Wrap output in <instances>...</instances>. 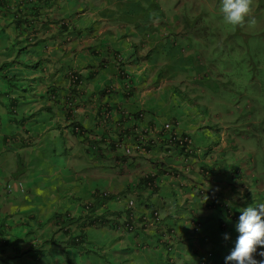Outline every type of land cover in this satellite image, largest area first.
Returning <instances> with one entry per match:
<instances>
[{"label": "clouds", "instance_id": "1", "mask_svg": "<svg viewBox=\"0 0 264 264\" xmlns=\"http://www.w3.org/2000/svg\"><path fill=\"white\" fill-rule=\"evenodd\" d=\"M31 1L0 0V264H148V250L154 253L151 257L159 256L160 264H177L171 254L178 237L187 244L195 242V252L207 258L223 257V251L216 253L217 227L213 222L205 221L203 226L199 221L191 230L183 228V236L177 230L182 214L174 217L175 212L186 210L193 216L199 209L187 205L191 201L187 194L186 205L181 206L177 203L179 195L173 200L163 190L166 185L170 189L197 187L199 192L192 200L223 214L229 222L222 221V229L238 231L234 243L232 237L224 235L228 242L225 264H264V203L250 195L249 206L235 208V212L227 203H233L229 199L230 186H239L241 180L247 183L248 177L255 183L248 184V188L247 184L244 186L247 194L252 187L256 194L263 193L254 173L258 170L262 174L259 179L263 181L264 167L260 164L264 165V156L259 163L245 157L239 165V160L233 161L230 154L227 159L228 153L235 155L238 139L226 142L225 134L221 133L219 142H211L212 149L194 141L200 130L203 135L211 136L212 128H217L208 114L209 107L214 105L206 99L209 93L206 88L216 83L224 93L226 91L220 78L209 81L211 72H206L205 64L212 56H206L207 49L212 47L215 56L228 59V55L223 54L224 48L232 52L233 44L236 45L234 56L229 59L236 73L235 82L240 79L251 82L243 99L244 105H248L244 122L256 126V139L264 140V109L258 110L251 104L259 94L264 68L255 65L261 62L258 59L252 64L255 58L247 53L249 39L242 38L237 28L244 26L246 20L250 26L256 24L255 18H247L251 11L253 16L261 14L264 0H257L254 9L253 0H220L219 9L215 0L213 9L221 12L222 16L218 15L226 27L236 28V34L218 37L216 25L210 23L206 31L216 34L210 45L194 39L191 43L185 40V45H181L172 37L173 48L161 51L160 46L169 41L162 39L166 35L154 37L153 31L148 39L142 35L131 41L124 35L114 39L116 47L109 44L106 51L96 54V59L91 55L77 67L76 55L72 56V52L80 49L89 30L80 27V23L94 11L92 5L96 7V3L99 5L104 0H93L90 8L89 0H36L39 3L36 6L25 7ZM105 2L108 4V0ZM125 3L129 1L123 0L122 4ZM119 4L115 2L114 6ZM163 20L166 19L161 17V21L155 19L152 23L159 24ZM118 25L121 29L125 27ZM145 40H148L149 56L144 53ZM109 52L115 56L111 57ZM154 54H163L165 66L189 65V73L194 72L190 77L174 80L160 71L161 83H151L148 79L147 84L146 78V86H151L147 87L148 104L164 105L163 119L148 114L146 102L142 101V86L131 82L134 74L131 66L148 76L151 65L144 62L152 61ZM169 55H173V60L165 59ZM60 58L63 61H59ZM95 79V85L99 84L98 93L92 89L91 81ZM178 85L181 87L174 91ZM214 88L218 91L217 85ZM168 89H172L174 95L168 94ZM133 95L139 98L131 99ZM257 97L261 99L263 95ZM127 99L139 106L132 110ZM262 101L263 107L264 99ZM167 109L182 114L170 116ZM254 113L259 114V120ZM206 116L212 128L207 126ZM146 117L149 120L145 123ZM76 123L83 130L76 127ZM123 125L133 128L137 138L130 142L123 140ZM57 138L61 140L65 162L60 166L55 163ZM204 139L209 137L204 136ZM80 147L85 152H76ZM226 150L229 152H224ZM36 151L40 153L38 161L34 157ZM106 161L112 167L111 173L101 169ZM201 164L206 165V171ZM161 166L164 174L158 177L159 182L153 181L155 194L160 199L157 216L149 219L145 212L141 218L128 192L139 193L140 181L154 177ZM250 167L254 170L252 174L248 171ZM217 173H223L231 183L226 190L221 191ZM42 182L44 191L40 188ZM24 185L31 189L25 190ZM164 196H170L179 210L165 213ZM52 205H55L53 209ZM224 205L228 206L224 212L215 210ZM168 217L172 219L171 225L166 221ZM130 238L137 244L130 242ZM208 243L211 246L206 251ZM223 246L225 248V241ZM107 253H110L109 258L104 259Z\"/></svg>", "mask_w": 264, "mask_h": 264}, {"label": "rangeland", "instance_id": "2", "mask_svg": "<svg viewBox=\"0 0 264 264\" xmlns=\"http://www.w3.org/2000/svg\"><path fill=\"white\" fill-rule=\"evenodd\" d=\"M127 1H131V0H127ZM140 1L142 3L138 4L134 2H131V3L129 2V4L128 3L122 4L123 0H114V2H118L122 4V5L119 4L118 6L115 7L111 5L112 1L108 0V3L110 4V6L106 10L105 19L107 20L106 21L107 23H102V25L104 27H109L116 23L124 22L125 20H127V17L130 16V21H129L130 27L131 28L133 26L139 27L138 30L141 29L140 32L142 33V35H144L145 31L148 32V34L154 31L152 33L154 37H160L161 35L162 36L170 35V37L173 36V38H176V40L179 41L178 44L185 45L186 35L188 32L185 33L186 30L184 29L185 26L182 20L183 18L182 12L186 9L185 11L187 12L189 18L194 19L198 17L199 24H201L202 26H203L202 23H205V25H209L210 23L213 25H216V31L218 33L217 34L218 37L223 35L225 38H228L236 34V28L233 26L226 27L225 22L223 21V18L220 19L222 16L221 12L213 9L215 0H140ZM216 4H217V8L219 9L220 0H217ZM126 5L128 8L127 11H129L130 13L128 15H125V14L122 15L121 7L123 6V8L125 9ZM256 6H257V0H253L252 9H254ZM141 7L146 9L145 10L146 13H143V10ZM218 14H220L221 16L219 17ZM173 15H177L179 17V20L177 22L175 21L172 22V20H169V19H173ZM152 16L156 18V21L158 20L161 21V17H163V19H166L160 22L159 24L158 23L156 24V27H160L159 30H153L155 28L154 27L155 25L148 26V19ZM252 18H255L256 20L255 25H251V26L248 25L247 20H246V23L244 26H240L237 28L242 38L249 39V45H248L249 49L247 53L250 54V56L255 58L252 64L254 65L255 61L258 59L261 62L255 65L257 66V68L263 69L264 68V36H259V35L260 34L264 35V32H261L264 27V9L261 11V14H258L255 16H253V12L251 11L250 16L247 19H252ZM114 27L116 28V26ZM204 28L205 29L202 32L195 33L193 39L198 40L197 42H201V40H203V42L206 41L208 45H210L212 41L214 40V38L212 37V39L210 40L208 38V35L214 31L208 32L206 31L208 28L207 27H204ZM223 31L225 32L220 33ZM205 32H208V33H205ZM111 36L113 37V35ZM128 40L131 41V39L129 38ZM234 46L236 45L235 44L232 45V52L224 48L225 52L223 54H227L228 59H226L223 56H215L216 52L213 51L212 47L207 49L206 56L208 57L212 56L211 57L212 60L205 64L206 72L207 73L211 72L209 81L220 78V82L223 83V87L225 88L226 91L224 93L221 86L216 83L214 84L211 83L206 88L209 92L207 94L206 99L209 100L210 105H214L213 108L209 107L208 114L211 116L213 121L216 122L217 128L216 127L212 128V124L209 122V116H206L205 121L206 122L208 121L207 126H210L213 129L211 132L212 135L211 136H208L206 134L203 135L202 131L200 130L198 133H196V137L194 141L199 143L202 147H205V148L210 147L212 149L213 146H211V142H214V143L219 142V139H220L219 135L223 133L225 134L226 142H234V139H238V144H237L238 149L235 155H233L232 153H228L229 152L228 150L224 151L228 153L227 154L228 160H229V154H230L231 158H233V161L235 159L239 160V165L241 163V160H243L245 157L250 158V159L253 158V160L259 163V160H262V157L264 156V140L256 139V128H255L256 126L252 125L251 123L244 122V118L247 113L248 105H244L243 99L247 95L248 86L251 84V82L247 83L246 79H240L235 82L236 73L232 69L233 64H232V61L229 59L231 57L233 59ZM208 50H210V53H208ZM240 51H242V49H240ZM66 55L69 56L70 53L67 52ZM162 56L158 54H154L152 55L153 60L152 61L148 60L149 64L151 65L150 67H148V79L150 80L151 83H154L157 81L161 83L160 77H159L160 71L164 73V76H171L174 78V80H179L182 78L185 79L186 76L190 77L194 73V72L189 73V65L175 64V67L165 66L164 58ZM173 58H174L173 55H169L165 57V59L170 60V61L173 60ZM59 61H63V58H60ZM155 61H157L158 65H155ZM181 61L184 62L183 59H181ZM81 63H84L82 59H81ZM63 70H65V67H63ZM232 83H234L235 86H232ZM215 85L218 86V91H216V88H214ZM255 85H258V83H255ZM148 87H151V86H148ZM180 87H181L180 85L176 86L174 88V91L177 90L176 88H180ZM239 87L244 89V91ZM252 89L254 90L255 87L253 86ZM166 92L168 94H171V96L172 94L174 95V92L172 91V89H168L166 90ZM166 92L165 94H167ZM258 95H263V98L259 99L257 97ZM258 95H256V97L252 99L251 104L253 107H256L258 110H260L259 108L263 110L264 105L262 107V102H263L262 99H264V79L262 78H260V91ZM137 98H139V95H133L131 97V99H137ZM174 98H176L177 100V97L174 96ZM198 100L201 101V99H198ZM236 106H238V108H236ZM176 109L178 108L176 107ZM146 110L148 111V114H153L154 116H158L161 119H163L164 114H165L164 105L155 107L151 104H148V109ZM166 112L168 115L170 116L175 115L176 117H180V115L182 114L172 109H167ZM258 115H259L258 113L257 114L254 113V117L256 118V120H259L257 119ZM222 126H224V128L220 129V127ZM204 136L209 137V139H204ZM56 142H57L58 150L56 152L57 157L55 159V163L57 164V166H60V165L65 164L64 154L62 153L60 138H57ZM76 152H85V150H83V148L80 147L76 149ZM214 154H217V152H215ZM39 156H40V153L36 151L34 153V157L37 158V161L39 159ZM88 162L89 161H87V163ZM103 164L105 167L103 171L104 172L107 171L108 173H111L112 167L110 163L106 161ZM233 164L235 165L236 163L233 162ZM260 165L264 167L263 164H260ZM248 171L251 174L254 172L252 167H250ZM212 173L216 175V172H212ZM254 175L258 179V185L262 186L260 190L263 191V193L256 194L255 187H252L249 190L250 194H247L246 191L248 190H245L244 186L247 184V188H248V184L255 183L253 178L248 177L247 183L241 180V182H238L240 184L239 186L237 184L230 186L229 199L233 200V203L227 202L229 207L239 208L240 204H241L240 208H245L249 206L248 201L250 200L249 199L251 197L250 195H254V198L256 200H258L260 203H264V178H263V181H260L262 174H260L258 170L256 173H254ZM217 176L221 180L220 181L221 191L226 190V187L230 185L231 183L227 182L226 176L223 175V173L221 175L220 173H217ZM50 184L53 185L52 177H50ZM214 184H216L215 181H214ZM165 187H166V192L170 194L173 200H175L176 196L179 195L178 203L181 206H183L185 202L187 201V199L185 198L186 194H187L188 199L192 200L199 192L197 187L195 188L189 187L185 189H173L172 187H171L172 189H170L168 185H166ZM24 188L25 190L31 189V187H29L28 185H24ZM40 188L44 191L45 189L44 182L40 184ZM189 189H190V193L188 192ZM257 190H258V187H257ZM245 201L247 203L244 207L243 204ZM193 207H195L196 209H199L197 213L193 216H190L186 210L177 211L174 213L175 214L173 215L174 217H179L177 215L182 214V217H180L181 220L178 226H176L177 230H179L181 232V235L183 236L184 235V230H182L183 228L191 230L194 227V225L199 221L202 222L203 226H204L205 221H208L209 223L213 222L217 227V232L214 235V237L217 240L216 243L220 244V246H217V248L219 251L221 252L223 251V257H218V255H214L213 257L209 259V264H214V262H217L218 264H225V258L227 257L226 255L228 254V251H227L228 242L227 240L224 239V235L227 234L228 238H231L233 235V232L230 231L231 229L227 227L225 229H222L220 227V224H218L219 220L217 218L220 217L222 221H226L227 223L229 222V220H227V218H225L223 214H219L216 211H210L207 204L202 205L197 200H193ZM227 209H228V206L224 205V206L216 207L215 210L217 211L221 210L222 212H224V210H227ZM102 214L104 215L105 218H107L105 216L106 214L105 211H103ZM185 220H189V222L187 223L185 222ZM166 221H168V224L171 225L172 219L170 217H168ZM175 240H176L175 241L176 245L174 248V253H172L171 255L175 256L176 258L175 261L177 264H206V262L201 263L202 262L201 259L205 256L202 253L195 252V249L193 248L195 242H189L187 244L183 242L181 238L179 237L176 238ZM129 241L134 242L135 245L137 244V241L134 240L133 238H130ZM224 241H225V248L223 246ZM149 244L150 242L148 241V245ZM210 246H211L210 243L206 244L205 250L207 251ZM109 254L110 253H107L104 259H108ZM152 255H154V253L152 252L151 254V250H148V256H149L148 260H150L148 264H160L162 262L161 260H159L158 258L159 256L151 257ZM94 264H102V263L94 262Z\"/></svg>", "mask_w": 264, "mask_h": 264}, {"label": "crops", "instance_id": "3", "mask_svg": "<svg viewBox=\"0 0 264 264\" xmlns=\"http://www.w3.org/2000/svg\"><path fill=\"white\" fill-rule=\"evenodd\" d=\"M93 0H89L87 3L88 8H90V4ZM107 1V0H106ZM112 2V6H114L115 2L114 0H111ZM37 4H39L36 0H33L31 2H28L25 4V7L31 9V7L36 6ZM97 4V3H96ZM96 7H94V5H92L91 7L94 9V11L91 14H88L84 20H82V22L80 23V27L85 28V29H89L88 32L85 33L86 37L84 38V40H82V45L80 46V49L78 51H73L72 52V56L75 54L76 56L74 57V64L76 65H80L81 63V59L85 60L90 58L91 55H93V57L96 59L97 56L96 54L101 53L103 51L107 50V47L109 44H111L112 46L116 47L117 46V42H115V38H122L124 35L128 36L129 39H132L133 37H140L142 36V33L140 32L139 27L137 26H133L132 28L129 25V21H130V16L127 17V20H125L124 22H119L123 25H125V27L123 29H121V25H118L119 23H116L112 26L109 27H104L102 25V23H107L105 17H106V7H108L109 5L106 4L105 0L101 2V4L96 5ZM122 5V4H120ZM106 6V7H105ZM122 10L124 11L125 15H128L130 12L127 11L128 8L125 7L122 8ZM95 13V14H94ZM118 25V26H117ZM116 26V28L114 27ZM117 29V30H116ZM146 32V31H145ZM144 32V39H148V32H146L145 35ZM113 35V37L111 36ZM107 44V45H105ZM116 49V48H115ZM148 51V40H145L144 43V53L145 55L147 54ZM80 53V54H79ZM112 53V52H109ZM79 54V58L78 55ZM123 56V53L121 54ZM148 58V57H147ZM145 65H148V59L145 60L144 62ZM157 64V62H155V65ZM131 69L133 70L134 74L132 75V79L131 82L134 86L138 85V86H142V92H141V96L143 98L142 101L146 102V106L148 108V94H147V87L146 86V78H147V84H148V76L145 75L144 72H140L135 66H131ZM109 70V68H107L105 70V73H107ZM95 80L91 81V83L94 85V87L92 88L94 90L95 93H98V88H99V84L95 85ZM136 92H139V90L137 89ZM88 94V93H87ZM89 99V97H87V100ZM126 101H130L128 103H130V108L132 110H134L136 108L137 105L134 102H131L130 99H127ZM153 106H158L157 104L151 102L150 103ZM148 118L146 117L144 122H148ZM164 191H166V187L163 186L162 187ZM165 197V196H164ZM164 203L165 205L163 206V211L167 214H173L176 210L178 209V205L174 202L171 201L170 196H166L164 199ZM178 203V202H177ZM188 206H193V200L190 201L189 204H187ZM55 205H52V207H50L51 209L54 208ZM165 206H167L166 211H165ZM49 212H51L52 210H48ZM209 229H213L212 225H208Z\"/></svg>", "mask_w": 264, "mask_h": 264}, {"label": "trees", "instance_id": "4", "mask_svg": "<svg viewBox=\"0 0 264 264\" xmlns=\"http://www.w3.org/2000/svg\"><path fill=\"white\" fill-rule=\"evenodd\" d=\"M130 3L131 2H134V3H141V1L140 0H131V1H129ZM153 3H155V2H153ZM51 6V5H50ZM155 6V5H154ZM153 6V7H154ZM156 7V6H155ZM142 8V10H143V13H145V10L146 9H144L143 7H141ZM186 10V9H185ZM183 11L182 12V15H183V18H182V20H183V23H184V29L186 30L185 31V33H187V35H186V41H188L189 43H191V42H193L194 40H193V37H194V35H195V33H199V32H202L205 28L204 27H210L209 25H205V23H202L203 24V26L201 25V24H199V19H198V17H196V18H194V19H190L189 18V16H188V14H187V12L186 11ZM156 18H154L153 16L152 17H150L149 19H148V25H150L152 22H154V20H155ZM173 22L175 21V22H177L178 20H179V17L177 16V15H173V19H171ZM151 25H153V23L151 24ZM155 26V28H154V30H159V27H156V24H154ZM207 30H209V29H207ZM210 32V31H209ZM205 33H208V32H205ZM213 36H216V34H213V33H210L209 35H208V38L211 40L212 39V37ZM173 36H171L170 37V35H168V36H165V37H163L162 39H164V40H169V41H167V43L166 44H164V45H161L160 46V50L161 51H166L167 49H171V48H173V44L175 43V40L172 38ZM167 45V46H166ZM169 45V46H168ZM115 56V54L112 52L111 53V57H114ZM149 56V55H148ZM133 57H134V55H132L131 56V58L133 59ZM91 76V75H90ZM124 122H122V124H123ZM76 125V127H78V128H80V129H82L83 130V127L80 125V124H75ZM123 127V129L124 130H121L122 131V133H123V140H125V141H128V142H130V141H132V139H135V138H137V133L135 132V130L133 129V128H128L127 126H125V125H123L122 126ZM98 156L99 155H97V158H98ZM100 158V157H99ZM201 167H202V170L203 171H206L207 170V167H206V165H203V164H201ZM101 169H105V167H104V164H102L101 165ZM164 167H162L161 166V168L159 169V170H157V174H155L154 175V177H148V179H143L142 181H140V190H139V193H137L136 191H132V190H130V188L128 189V196L131 198V200L132 201H134V203H135V205H136V211L138 212V216L140 215H142L143 213H145V212H148V218L149 219H153L154 217H156L157 216V210H156V206L159 204V202H160V199L158 198V196L155 194V192H157V190H156V188L154 187V185H155V182H153V181H155V180H157V182H159L160 180H159V178L158 177H160L161 178V175L162 174H164ZM177 174H179V172H176ZM175 175V174H174ZM168 176H170V174H168ZM176 176V175H175ZM166 179H168V178H166ZM162 182H164V180H161ZM127 191V189L125 190V192ZM247 203V202H246ZM248 203H249V201H248ZM250 204V203H249ZM245 205L246 204H243V206L245 207ZM239 207H241V206H239ZM145 210H148V211H145ZM233 212H235L236 211V209L235 208H233V210H232ZM144 217V215H142V217L141 218H143ZM218 220H219V223L218 224H220L221 222H222V219H220V217L219 218H217ZM141 220V219H140ZM155 220V219H154ZM237 232L238 231H236V229H235V231L233 232V235H232V243H234L235 242V239H234V235H236L237 234ZM157 237V236H156ZM220 243H222V242H220ZM231 243V244H232ZM217 246H220V244L218 243H216L215 244V247L217 248ZM213 252H214V249H211ZM216 253H219L220 254V251L217 249L216 250ZM211 257H209V258H207V257H203L201 260L204 262V261H206L207 263L209 262V259H210Z\"/></svg>", "mask_w": 264, "mask_h": 264}]
</instances>
